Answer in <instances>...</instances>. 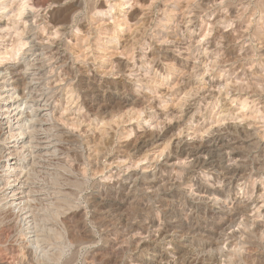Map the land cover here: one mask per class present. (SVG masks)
<instances>
[{"label":"rangeland","instance_id":"rangeland-1","mask_svg":"<svg viewBox=\"0 0 264 264\" xmlns=\"http://www.w3.org/2000/svg\"><path fill=\"white\" fill-rule=\"evenodd\" d=\"M115 1H120L121 4H115ZM134 1H136L137 4H135ZM149 1H151V3ZM149 1L138 0V3L137 0H46L44 2H48L46 6L44 4V6L41 7L44 11L42 9L40 10V8L34 11V13L37 11L35 17H40V19L32 18L37 28L34 29V32H36L38 40L43 38V43L47 45L50 41L57 39L60 42V46L66 49L68 53V65H73L72 70L74 71L79 69L75 71L77 75L79 73L81 75L84 74L83 76L89 79H94L95 77L103 80V84L98 88L99 91L96 90L93 94H107L109 98L115 96L119 98L123 96L124 93L129 94L131 92L132 99H143L144 97V100L148 99L146 100L148 101L147 104L145 102L146 105L142 102V105L139 104L136 109L132 108L128 110V112L122 111L121 113L114 114L115 110L113 106L108 108L107 116H110L106 118V120H108L107 122L109 123V119H112L111 125L108 123L94 124L95 127L98 129L100 128L102 131L109 127V129H106V132L105 130L103 131V133H106H104V135L96 132V142H99V146H97L99 154L97 157L93 155V153L88 156L89 152L86 150L83 142L71 143L69 146L72 149L69 153L66 152V148L68 147L66 143H62L59 146L60 149H58L56 154V160L58 161L56 162L61 164L58 165L57 163L56 168L60 169H56L55 171L57 173L54 172V174H52L53 176L50 175L49 177L48 175V178L46 177V180H48L47 182L50 181V184L52 183L57 189H60L58 201L56 203L57 208L55 205L57 211L55 216L56 219L54 217L55 220H53L56 222L55 225L60 235L59 238L55 240L50 239V242L48 241V244L50 243V245H53V248L54 246L57 248H55V251H60L56 252L57 255L55 254L54 258L53 256L51 257L53 258L51 260L58 262L56 264H127L130 261L137 248L136 239L139 240V236L142 235L140 232L137 234V231L127 227L129 226L128 223L132 216H129V212H127V216L125 215L126 217L120 216L115 209L100 213L95 210L97 209L95 205H92V193L96 185H100L104 189L111 184L114 187L117 186L116 184L119 178L124 176L128 171L135 172L143 168V166L147 167L151 165L156 160L158 154L163 153L164 150H166L164 154H168L169 152L172 153V149H169L172 148V143H170V141L172 142L173 140L172 136L175 137L179 134L191 133L194 129L201 132L206 129L208 125L211 126V124L214 125L217 123L218 125V123H220L222 126H227L226 124L230 122H240L245 126L247 125L251 130L253 129L252 131L258 132L257 134L261 138H264V76H262L264 75V55H262L264 52V0H212L213 2L211 0ZM239 6L241 9L238 8ZM238 14L240 15L238 16ZM43 16L46 17L44 18ZM22 17L24 16L22 15L19 18H15L17 19L15 24L17 30L22 29L24 25L27 26L28 23L30 24V22H32L31 20L27 23H23V19L20 21ZM60 17L75 18L73 19L74 21L71 22L74 25L72 31L68 30L66 33H55V29L51 28L50 24L53 25ZM47 21L52 23H47ZM44 23L49 25V27L47 26L46 28ZM76 26H78V30ZM11 31H13V29ZM29 35L30 34L24 32V36L22 35L23 39L25 40ZM8 39L11 40V37H0L1 48H4L3 46H7L8 48L10 42ZM7 43L8 45H6ZM16 52L17 51L14 52L15 56H17L16 54L18 53ZM72 53H74V55ZM148 54L149 56H147ZM5 59L0 61V67L7 64V62L9 63L15 60L14 57L10 59L7 57ZM177 66L180 67L178 68ZM85 72H87L88 75H86ZM180 75L182 76L179 77ZM137 78H140L139 81ZM67 91V86H63L62 90L59 92L60 94L58 93V98L60 97L59 100L61 99L59 102L60 105L57 106L59 112H62V110L65 111L64 107L67 104L66 96H68ZM184 98L186 99L184 100ZM191 100H193V102ZM139 102L141 103V101ZM72 105L74 106V104ZM188 105L190 106L189 108ZM140 106L143 108V111L140 112H143V114L138 113L139 109L137 108ZM151 107L153 108L151 109ZM72 111H66L65 116L68 117V120H62L63 122L60 121L59 123L62 125L65 124L68 128H72L76 132L81 133L83 126L78 123L77 125L71 118H74L73 115L82 116L80 114H74ZM68 112L70 113L67 114ZM131 112L132 114L129 115L128 113ZM186 112L188 113L187 116L190 115L189 118H186ZM124 113L125 115L123 116ZM177 116L179 118H177ZM129 117H131V119ZM217 118L219 119L217 120ZM181 120H183V122ZM154 124H156V128ZM157 126H162V128L158 130ZM80 127L81 129H79ZM223 130L231 133L232 136H234L233 133L236 136H243L244 134L242 132L238 133V131H233L228 127ZM142 131L145 132L141 134ZM175 132L179 133L176 134ZM153 134L155 136L160 134V138L152 145L140 146L138 149L135 148L131 150L130 154H128V158V152H125V150L121 151L123 147L119 145L122 144V140L125 139L128 143H132L136 139V141H139L151 137ZM138 135L139 138H136L135 136ZM168 139H170L169 142ZM116 141L120 142L117 144ZM164 146L165 149L163 148ZM115 147L117 148L115 149ZM129 147L130 146H128V148ZM162 148L164 149L163 151L161 150ZM65 152L68 155H65ZM258 153L260 156H264V149L257 152L245 151L244 154H242L244 163L248 167L254 166L255 156H258ZM69 154L71 156H69ZM87 157L89 158L87 159ZM252 157H254V159ZM93 158H96V160ZM151 158L153 161L150 160ZM121 160L122 164L120 165ZM107 161H109L111 165ZM135 162L138 163V165ZM117 163H119V165ZM132 163L134 165L136 164V166L131 165ZM66 168L67 170H65ZM170 171L175 176L181 177L185 171L183 160L177 158L176 164L170 166L169 172ZM54 175H56V177H54ZM199 178L210 179L209 176ZM254 179L255 177L253 175L248 177L246 183L242 187H235L232 190L231 196L234 194L233 196L237 195L242 197V199L249 198L251 196L250 193H252L251 191H253ZM261 181H263L261 183V186H263L264 179ZM53 183H57V185ZM188 186L186 185L187 188ZM61 190H65V193ZM68 191H70V193ZM61 192L64 194H61ZM66 194L68 196H66ZM138 197H140V193H138ZM260 200H264V195ZM60 201L62 203H60ZM147 202L148 200L144 201L146 204L144 209L148 208ZM150 203L149 201V204ZM58 207H60L62 211L58 209ZM256 209L254 210L255 212L252 213L251 219H264V204ZM65 210L71 213L63 214ZM154 213L156 217L159 216L157 212ZM58 214L60 216H58ZM10 215L11 214L8 213L7 210L0 211V263L34 264L36 259L35 264H37L39 261L38 258L40 257L33 256L29 249L21 248L19 244L16 245L17 243H10L11 241L8 238L11 237V231L13 230L12 224L9 223V220L12 218ZM94 215L97 216L95 217ZM62 216L64 218H61ZM92 216L95 218H92ZM88 217H90V219ZM8 223L11 225L10 228ZM249 227L247 228L248 231L246 229V233H244L242 237L243 244L241 245L243 248L241 246V257H236L235 263L233 264H264V235L262 234L263 236H261L259 234L262 239L259 238L258 234L252 230V225L250 230ZM90 239H93V241L84 246L85 243L82 242ZM81 244L84 245L80 246ZM134 244L136 246H134ZM24 250L26 251L24 252ZM19 252H23L24 255ZM19 254L21 255L19 256Z\"/></svg>","mask_w":264,"mask_h":264},{"label":"bare ground","instance_id":"bare-ground-1","mask_svg":"<svg viewBox=\"0 0 264 264\" xmlns=\"http://www.w3.org/2000/svg\"><path fill=\"white\" fill-rule=\"evenodd\" d=\"M45 1L0 0V37H11V40L8 39L10 41L8 48L7 46H3L4 48H1L0 46V61L7 57L9 59L14 57L15 59L9 63L7 62V64L0 67V211L7 210L8 213L11 214L10 216H12V218L10 217V220L8 217L9 223L13 226V230H10L12 232V234L10 233L11 237L9 236L10 238H8L11 241L10 243H17L16 245L19 244L21 248L29 249L32 252L33 256L40 257H37L39 259V261L37 260V264H56L58 262H55L51 259L54 258V255L59 250L55 251L56 247L54 246L53 248V245H50V243L48 244V241L50 239L55 240L59 238L60 235L55 225L56 222L53 221L56 219L55 216L57 214V211L55 209V205L58 201L60 189H57V187L52 185V183L50 184V181L47 182L48 180H46V177L48 175L50 177V175L54 174V172H56L55 170L58 169L56 168L58 163L56 162L58 161L56 160V154L58 149H60L59 146L62 143H66L68 145V147L66 148V152L69 153L72 149L69 146L71 143L83 142L85 144L86 150L89 152L88 156L93 153V155L97 157V155L99 154V150H97L99 142H96V132H99L98 134L104 135L106 129H109V127L104 129L105 132L103 133L104 130L102 131L100 130V128L98 129L97 127H95V125L97 123H108V120H106V118L110 116H107L108 108L110 106H113L115 110L114 114H117L119 112L121 113L122 111L128 112V110L132 108L136 109L139 104L142 105V102H144V104L146 102L147 104L148 101L146 100L148 99L144 100L145 97L143 99H132L130 94L131 92L129 94L124 93V95L119 98L116 96L113 98H109L107 97V94H93V92H96V90H98V88H100V86L103 84V80L101 78L98 79L94 77V79H89L88 77H84V74L81 75L78 73L77 75L75 71L79 69L74 71L72 70L73 65H68V53L66 49L60 46V42L57 39L50 41V43L47 45L43 43V38L38 40L36 32H34L36 25L33 23L32 18L40 19V17H35V13L37 11L35 13L34 11L39 8L41 10V7H43L44 4L46 6V3L48 2L44 3ZM134 2L135 4H137L136 1ZM149 2L151 3V1ZM114 3L119 5L121 4L120 1H115ZM238 8H240V6ZM22 15L24 17H22L20 21L23 19V23H27L31 20L32 22H30V24L28 23L27 26L24 25L22 29L17 30V27L15 25L17 19L15 18H19ZM239 15L240 14H238V16ZM73 19L75 18L70 19L60 17V19L55 21L53 25H50L51 28L55 29V33H66V31L68 30H73L74 25L71 23L72 21H74ZM48 22L49 21H47V23ZM47 26L49 27V25H46L45 27L47 28ZM76 28L78 30V26H76ZM12 29L13 31H11ZM24 32L30 34L27 38L25 37V40L23 39ZM6 45H8V43ZM15 51L18 52H16L17 56L14 55ZM74 53L72 54L74 55ZM262 55H264V52ZM147 56H149V54ZM177 67L179 68L180 66ZM85 73L86 75H88L87 72ZM181 76L182 75H180L179 77ZM139 79L137 78L138 81ZM63 86H67L68 90V96H66L67 94L65 93V96L67 97V101H65L67 104L64 107L65 111L62 110V112H59L57 110V106L60 105L59 102L61 101V99L59 100L60 97L58 98V93L62 90ZM185 99L186 98H184V100ZM139 101H141V103ZM191 101L193 102V100ZM72 104H74V106ZM141 107L142 106L137 108L139 109L138 113L143 114V112H140L143 111V108ZM189 107L190 106L188 105V108ZM152 108L153 107H151V109ZM68 110H73L72 112H74V114H80L82 116L79 117L77 115H73L74 118L70 117L71 119H73L72 121H75L76 124L78 123L79 125L83 126L81 133L76 132L72 128H68L67 126H65V124L62 125L61 123H59L60 121L63 122L62 120H68V117L65 116V113ZM69 113L70 112H68L67 114ZM128 114L130 115L132 114V112ZM187 114L188 113L186 112L185 116H187ZM124 115L125 113L123 114V116ZM189 117L190 115H188L186 118ZM129 118L131 119V117ZM177 118L179 117L177 116ZM218 119L219 118H217V120ZM111 120L109 119L108 124L111 123ZM181 121L183 122V120ZM154 125V127L156 128V124ZM226 125L227 126H222L220 125V123H218V125L217 123L214 125L211 124V126L208 125V127H205L206 129L201 132L194 129L193 131L191 130V133H182L183 135L179 134L175 137L172 136L173 140L171 139L172 142L170 141V143H172V148H169L172 149V153L169 152L168 154H164V152L166 151L164 150L166 146L165 145L163 147L164 149H161L162 151L164 150V152L158 154L156 160L154 159V163L147 167L143 166V168L135 172L128 171L124 176L119 178L118 183L116 184L117 186L114 187L111 184L107 186L106 189L102 188L100 185L95 186L96 188L92 193L93 203L91 202L92 205L94 204L97 208L95 210L99 211L100 213H105L109 210L115 209L118 212L117 214L123 217H126L128 215L127 212H129V216H132V218H130V220L127 218L129 220V226L127 227H130L137 231V234L138 232L142 234H140L141 236H139V240L135 238L137 241V246L135 244L134 246H136L137 248L127 264H233L235 263L236 257H241V244H243L242 237L244 236V233H246V229L249 226V230L252 225V230L258 234L259 238L262 239L261 236L264 235V219H251V215L253 212H255L254 210L256 208H260V206H263L264 204V200H260V198L262 199V196L264 195V185L261 186V183L263 182L261 180L264 179V156H260L258 153V156H255V165H251L252 167H248L243 161L242 154H244V152L248 150L249 152H257L263 150L264 138L262 137V140V138L257 134L258 132L252 131L253 129L251 130L249 127H247V125L245 126L240 122H230ZM227 127L232 129L233 131H238V133L242 132L244 134L243 136H236L233 133L234 136H232L231 133L223 130ZM159 128H162V126L158 127V130ZM79 129H81V127ZM143 132L145 131H142L141 134ZM154 136L155 135L153 134L151 135V137L144 138L139 141H136V139L132 143H128L127 140L121 139L122 144L119 146L123 147L121 151L125 150V152H128V158V154H130L131 150L135 148L138 149V147L140 146H148L149 144L152 145L156 140L160 138V134H157L155 137ZM135 137L139 138V135ZM169 140L170 139H168V142ZM119 142H117V144ZM128 146L130 147L128 148ZM116 148L117 147H115V149ZM66 152L65 155L67 154ZM69 156L71 155L69 154ZM88 158L89 157H87V159ZM152 158L150 160H152ZM177 158H181L183 160V165L185 166V171L184 173L181 172L183 173L181 177L175 176L171 173V171L169 172L170 166L176 164ZM252 158L254 159V157ZM94 160H96V158ZM60 164L58 163V165ZM109 164L111 165L110 162ZM117 164L119 165V163ZM121 164L122 160L120 162V165ZM136 164L138 165V163ZM136 164L134 165L132 163L131 165L136 166ZM65 170H67V168ZM251 175L255 177L252 187L253 191L250 190L252 192L250 193L251 196L247 199H242V197H239L237 195L233 196L234 194L232 193V197V190L235 187H242L246 183L247 178ZM207 176H209L210 179L199 178ZM54 177H56V175H54ZM55 185H57V183ZM186 185H189L188 188L186 187ZM61 191L64 192L65 190ZM62 192L61 194L65 193ZM68 192L70 193V191ZM138 193H140V197H138ZM67 194L66 196H68ZM145 200H148L147 209H144L146 206V202L144 203ZM149 201L151 202L150 204ZM60 203L62 202L60 201ZM58 209L61 210L60 207H58ZM153 211L157 212L159 216L156 217ZM63 212V214L71 213L66 210ZM58 216L60 215L58 214ZM94 216H92V218ZM90 217L88 218L90 219ZM61 218L64 217L62 216ZM10 226L11 225H9V228ZM92 241L93 239L86 240L82 242L85 243V245L81 244L80 246H86L87 243H90ZM25 251L26 250H24V252ZM61 251L63 252V250ZM21 254H19V256ZM52 256L53 258H51Z\"/></svg>","mask_w":264,"mask_h":264}]
</instances>
